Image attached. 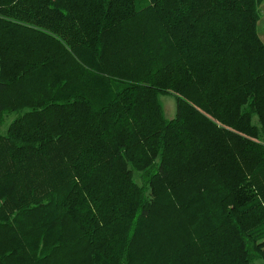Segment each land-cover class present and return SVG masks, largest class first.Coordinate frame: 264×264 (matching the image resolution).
I'll list each match as a JSON object with an SVG mask.
<instances>
[{
    "label": "trees",
    "instance_id": "16d2710c",
    "mask_svg": "<svg viewBox=\"0 0 264 264\" xmlns=\"http://www.w3.org/2000/svg\"><path fill=\"white\" fill-rule=\"evenodd\" d=\"M262 1L0 0V264L264 261Z\"/></svg>",
    "mask_w": 264,
    "mask_h": 264
},
{
    "label": "rangeland",
    "instance_id": "374dc122",
    "mask_svg": "<svg viewBox=\"0 0 264 264\" xmlns=\"http://www.w3.org/2000/svg\"><path fill=\"white\" fill-rule=\"evenodd\" d=\"M159 101L162 105V108L164 110L165 115L168 118H172L176 115V99L175 96L172 94H159L158 96ZM14 117L13 113L7 114L5 116L4 122L0 128V133H4L6 131V128L8 126V123L12 120ZM252 264H264V261L261 259L255 260Z\"/></svg>",
    "mask_w": 264,
    "mask_h": 264
},
{
    "label": "crops",
    "instance_id": "0c3cea01",
    "mask_svg": "<svg viewBox=\"0 0 264 264\" xmlns=\"http://www.w3.org/2000/svg\"><path fill=\"white\" fill-rule=\"evenodd\" d=\"M261 16L257 22V32L262 41H264V1H262L261 5Z\"/></svg>",
    "mask_w": 264,
    "mask_h": 264
}]
</instances>
